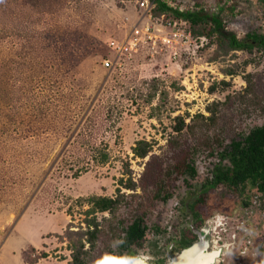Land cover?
Masks as SVG:
<instances>
[{
	"label": "rangeland",
	"instance_id": "obj_1",
	"mask_svg": "<svg viewBox=\"0 0 264 264\" xmlns=\"http://www.w3.org/2000/svg\"><path fill=\"white\" fill-rule=\"evenodd\" d=\"M165 1L218 12L238 37L264 28L260 0ZM143 12L136 0H0V256L16 254L22 238L34 240L53 224L60 232L44 234L43 247L27 246L22 257L67 264L62 234L84 227L87 197L123 193L117 214L128 223L143 213L147 230L132 250L154 258L162 235L155 225L183 219L152 193L162 180L179 196L188 190L167 169L185 156L210 166L216 149L264 121V50L221 53L200 38L176 61L166 51L117 59L108 41ZM108 58L114 62L104 67ZM138 139L150 144L144 157L133 155ZM245 201L240 215L258 223L264 247L262 207ZM108 216L94 213L100 223ZM110 237L97 239L87 264H105L117 251Z\"/></svg>",
	"mask_w": 264,
	"mask_h": 264
},
{
	"label": "flooded vegetation",
	"instance_id": "obj_2",
	"mask_svg": "<svg viewBox=\"0 0 264 264\" xmlns=\"http://www.w3.org/2000/svg\"><path fill=\"white\" fill-rule=\"evenodd\" d=\"M250 129L241 133L238 138H232L221 149H216L218 158L210 166H204L205 159L201 162L200 157L192 159L188 156L174 164L172 178L175 181L182 179L188 190L185 195L179 196L172 189L166 188L167 197L159 201H171L174 217H182L183 222L177 220L172 225V222L166 220L163 225L159 222L155 225L157 232L162 235L157 238L158 252L153 259L132 250L145 237L147 230L143 220L145 230L142 237L123 249H117L110 259H106L105 264H122L121 260L126 257L128 261L125 264H139L138 261L140 264H166L191 246L187 251L191 253L189 258V253L184 252L180 257L183 260L179 264H258L257 259L264 264V247L262 243L260 245L262 240L256 232L258 223L240 215L247 204L245 200L249 198L250 207L260 204L264 214L262 180L249 171L241 176V170L247 169L248 160L240 157L233 145L237 141L240 145L243 144V136ZM166 239L169 240L164 246L163 241ZM197 244L201 251L195 248ZM172 264L178 263L173 261Z\"/></svg>",
	"mask_w": 264,
	"mask_h": 264
},
{
	"label": "trees",
	"instance_id": "obj_3",
	"mask_svg": "<svg viewBox=\"0 0 264 264\" xmlns=\"http://www.w3.org/2000/svg\"><path fill=\"white\" fill-rule=\"evenodd\" d=\"M150 2L153 15L164 14L165 18L185 22L193 35L211 39L215 48L221 53H227L231 50H251L253 47L264 50V28H253L247 31L243 37H238L233 30L226 28L218 12H208L202 8L182 10L169 5L165 0H150ZM260 2L263 6L262 17L264 19V0H260ZM246 79L247 84L250 86V74L246 76ZM182 125L183 120L181 119L178 125L175 126V130H180ZM243 140L244 143L241 145L239 141L233 142L234 149L238 150L240 157L248 160L247 169L241 170V176H245L248 171L249 173L254 172L252 175L258 176L262 180V188L264 189V121L260 125L252 127L248 134L243 136ZM149 146L148 141L144 139L136 140L131 148L133 155L144 157ZM171 172L172 170L167 169L165 174L170 175ZM162 181H159L158 187L152 193L151 198L153 200L167 197V189ZM125 186L131 190L135 187L130 177H128ZM137 196L131 195L129 198ZM126 200L127 198L123 193H117L115 197L102 195L87 197L86 201L89 206L84 210V227L76 230L68 227L65 228L62 234L71 250V259L67 264H87L91 249H93L97 239L102 234H107L109 237L118 240V249H123L142 237L145 230L143 213L134 216L128 223L125 222L126 218L122 214H117L120 204ZM96 211H107L109 213L108 217L103 218L107 223H100L95 219L94 213ZM86 244L87 246H85ZM31 250H34V248L31 247ZM108 259H110V256ZM36 260L32 258L29 261Z\"/></svg>",
	"mask_w": 264,
	"mask_h": 264
},
{
	"label": "built area",
	"instance_id": "obj_4",
	"mask_svg": "<svg viewBox=\"0 0 264 264\" xmlns=\"http://www.w3.org/2000/svg\"><path fill=\"white\" fill-rule=\"evenodd\" d=\"M150 3L148 0H136L137 6L144 8L143 16L131 23L121 37L108 41L117 59L130 58L137 53L153 56L166 51L176 61L194 44V39L206 41L203 36L193 37L186 23L181 20L165 18L164 14L153 15ZM113 62L108 58L103 60L102 65L109 67Z\"/></svg>",
	"mask_w": 264,
	"mask_h": 264
},
{
	"label": "crops",
	"instance_id": "obj_5",
	"mask_svg": "<svg viewBox=\"0 0 264 264\" xmlns=\"http://www.w3.org/2000/svg\"><path fill=\"white\" fill-rule=\"evenodd\" d=\"M21 222L18 223V229L17 231H21L19 229ZM39 232V233H38ZM37 233H34V240H30L27 238H22V241L19 243V247L18 250L16 251V254L11 256L8 254V252H6L5 254H7V256L3 257L0 256V264H63L62 261L60 260H55V259H48V258H39L36 261L33 262H27L26 260L23 259L22 257V251L27 247H33L35 249L41 248L43 247V244H45L47 242V237L44 236V234L48 233V232H60V227L59 228H55V225L50 224L48 225L47 228H45L44 230L38 231ZM23 235V234H22ZM25 236V235H23Z\"/></svg>",
	"mask_w": 264,
	"mask_h": 264
},
{
	"label": "water",
	"instance_id": "obj_6",
	"mask_svg": "<svg viewBox=\"0 0 264 264\" xmlns=\"http://www.w3.org/2000/svg\"><path fill=\"white\" fill-rule=\"evenodd\" d=\"M190 248H192V246L191 247H188L187 249H185L179 256H177L176 258H173L171 261L167 262L166 264H172L173 261H178L177 259L180 258L184 254V252L186 253L187 251H189ZM187 253H189V252H187Z\"/></svg>",
	"mask_w": 264,
	"mask_h": 264
},
{
	"label": "bare ground",
	"instance_id": "obj_7",
	"mask_svg": "<svg viewBox=\"0 0 264 264\" xmlns=\"http://www.w3.org/2000/svg\"><path fill=\"white\" fill-rule=\"evenodd\" d=\"M195 248L199 250V246H198V244L195 245ZM199 251H201V250H199ZM190 254H191V253L188 254V258H189V256H190ZM192 255H194V254L192 253ZM140 260H141V259H140ZM182 260H183V258H179L178 261H176V262L179 264V262H182ZM189 260H190V259H189ZM190 261H191V260H190ZM190 261H189V262H190ZM138 263L140 264L139 261H138ZM143 263L147 264L146 262H143ZM135 264H136V263H135ZM183 264H184V263H183Z\"/></svg>",
	"mask_w": 264,
	"mask_h": 264
}]
</instances>
